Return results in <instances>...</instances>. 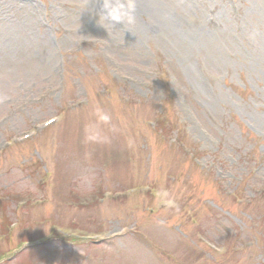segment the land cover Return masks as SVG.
Here are the masks:
<instances>
[{"label": "rangeland", "instance_id": "374dc122", "mask_svg": "<svg viewBox=\"0 0 264 264\" xmlns=\"http://www.w3.org/2000/svg\"><path fill=\"white\" fill-rule=\"evenodd\" d=\"M87 6L0 0V264H264V0Z\"/></svg>", "mask_w": 264, "mask_h": 264}, {"label": "clouds", "instance_id": "9594fccd", "mask_svg": "<svg viewBox=\"0 0 264 264\" xmlns=\"http://www.w3.org/2000/svg\"><path fill=\"white\" fill-rule=\"evenodd\" d=\"M98 5L95 15L98 17L97 23L104 27L111 36L109 29H123L132 31L138 23V0H88ZM121 25V27H117Z\"/></svg>", "mask_w": 264, "mask_h": 264}]
</instances>
